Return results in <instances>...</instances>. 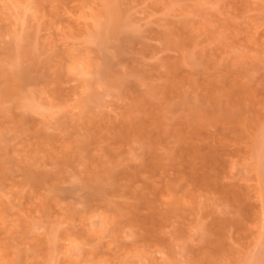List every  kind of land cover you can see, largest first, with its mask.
<instances>
[{
  "label": "rangeland",
  "instance_id": "obj_1",
  "mask_svg": "<svg viewBox=\"0 0 264 264\" xmlns=\"http://www.w3.org/2000/svg\"><path fill=\"white\" fill-rule=\"evenodd\" d=\"M263 244L264 0H0V264Z\"/></svg>",
  "mask_w": 264,
  "mask_h": 264
},
{
  "label": "bare ground",
  "instance_id": "obj_2",
  "mask_svg": "<svg viewBox=\"0 0 264 264\" xmlns=\"http://www.w3.org/2000/svg\"><path fill=\"white\" fill-rule=\"evenodd\" d=\"M113 20H115V19H113ZM115 21H116V20H115ZM115 21H113V22H115ZM113 22H112V25H114ZM116 26H118V25H116ZM102 27H103V26H102ZM109 27H110V26H109ZM107 28H108V27L106 26V30H107ZM114 28H115V26H114ZM116 28H117V27H116ZM103 29H105V28H103ZM103 29H101V30H103ZM110 29L112 30V27H110ZM101 30H99V31H101ZM116 30L118 31V29H116ZM108 31H110V30H108ZM112 31H113V30H112ZM103 32H104V33H103ZM102 34H105V30L102 31ZM102 34H101V37L103 36ZM107 34H109V32H107ZM112 34H113V33H112ZM107 36H108L107 38H109V36H111V35H107ZM114 36H115V35H114ZM101 37H100V38H101ZM105 37H106V36H105ZM105 37L103 36V38H105ZM111 37H112V36H111ZM97 38H98L97 40H100L99 37H97ZM107 38H106V41H107ZM112 38H113V37H112ZM101 40H102V39H101ZM109 40H110V39H109ZM100 43H101V42H100ZM104 43H105V42H104ZM262 236H263V235H262ZM262 239H263V238H262ZM259 243H260V241H259ZM263 245H264V244H263Z\"/></svg>",
  "mask_w": 264,
  "mask_h": 264
}]
</instances>
